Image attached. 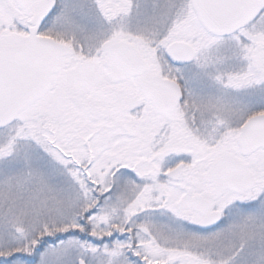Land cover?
<instances>
[{"label": "snow or ice", "instance_id": "obj_1", "mask_svg": "<svg viewBox=\"0 0 264 264\" xmlns=\"http://www.w3.org/2000/svg\"><path fill=\"white\" fill-rule=\"evenodd\" d=\"M0 264H264V0H0Z\"/></svg>", "mask_w": 264, "mask_h": 264}]
</instances>
